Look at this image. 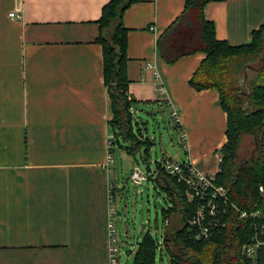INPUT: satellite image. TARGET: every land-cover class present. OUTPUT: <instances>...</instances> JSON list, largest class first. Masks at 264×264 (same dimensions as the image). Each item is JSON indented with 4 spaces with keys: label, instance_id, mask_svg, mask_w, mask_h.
<instances>
[{
    "label": "crops",
    "instance_id": "1",
    "mask_svg": "<svg viewBox=\"0 0 264 264\" xmlns=\"http://www.w3.org/2000/svg\"><path fill=\"white\" fill-rule=\"evenodd\" d=\"M108 1L0 0V264H110L107 212L122 184L103 167L113 115L97 38ZM183 9L140 0L124 11L130 112L176 108L180 162L215 174L227 115L215 89L189 84L205 53L166 63L157 49ZM203 14L217 39L241 45L264 23V0L209 2Z\"/></svg>",
    "mask_w": 264,
    "mask_h": 264
},
{
    "label": "trees",
    "instance_id": "2",
    "mask_svg": "<svg viewBox=\"0 0 264 264\" xmlns=\"http://www.w3.org/2000/svg\"><path fill=\"white\" fill-rule=\"evenodd\" d=\"M140 0H110L102 8L98 20V42L102 46L104 81L107 85L112 110L110 121L114 137L122 135L131 140L130 153L139 152L140 143L148 146L151 141L138 139L132 133L130 108L135 100L128 94L126 74V44L128 29L122 22L124 11ZM223 0H184L181 14L158 36L157 49L160 58L173 63L179 58L201 51V60L189 84L195 90L215 89L219 104L227 115L226 142L220 149L222 161L215 173L216 182L228 188L230 198L242 209L259 207L264 213V62L253 66L242 63L241 58L264 54V23L251 32L250 41L230 45L217 39L214 24L203 14L209 2ZM263 58V56H262ZM237 65V67H236ZM242 67V68H240ZM252 77V81H247ZM114 131H117L115 133ZM119 131V132H118ZM243 134L255 138V152L237 161V151ZM234 152L235 155H231ZM135 154V153H134ZM157 178L163 188L177 198L182 226L164 234L161 246L170 256L171 264H264V249L255 257L240 254V246L251 234L246 223L238 224L228 219L227 226L209 239L195 240L188 230L191 216L183 197V185L166 173L156 163ZM172 208H169V210ZM158 240L147 232L137 243L133 264H155Z\"/></svg>",
    "mask_w": 264,
    "mask_h": 264
},
{
    "label": "rangeland",
    "instance_id": "3",
    "mask_svg": "<svg viewBox=\"0 0 264 264\" xmlns=\"http://www.w3.org/2000/svg\"><path fill=\"white\" fill-rule=\"evenodd\" d=\"M262 56L264 57V54L244 57L241 58V61L247 64V62L255 60L252 64L260 66L264 61ZM252 80L253 78L249 77L247 81ZM131 127L136 138H148L151 144L143 161L139 152H144L148 146L147 143L141 142L139 152H134V154L127 151V147L132 144L131 140H125L122 135L116 137L113 135L114 141L111 146L113 161L111 170L107 171H109L111 179H117L122 184L118 193L114 195L113 206H117L115 214L112 208L120 248V257L117 256V260L120 264H133L137 243L149 232L160 244L156 250L155 264H171L170 256L161 246L162 239L165 233L169 234V232L179 229L183 222L178 211L176 193L173 192L174 195H170L163 188L162 180L156 181V163H159L163 157L178 162L186 159L185 141L181 138L182 133L166 107H161V109L157 106L152 109L150 106L137 107V111L131 112ZM114 132L117 133V131ZM255 148L256 143L253 135H241L237 161L251 156L255 152ZM147 164L151 168L150 179L141 184L133 183L130 180L131 171L137 167L147 172ZM152 172L153 175H151ZM154 174H156V178H154ZM169 208L172 209L169 210ZM128 249L131 252L126 253V250L129 251Z\"/></svg>",
    "mask_w": 264,
    "mask_h": 264
},
{
    "label": "built area",
    "instance_id": "4",
    "mask_svg": "<svg viewBox=\"0 0 264 264\" xmlns=\"http://www.w3.org/2000/svg\"><path fill=\"white\" fill-rule=\"evenodd\" d=\"M13 15V13H10V16ZM160 90L164 92L163 85H161ZM171 116L177 124L179 113L176 108L171 111ZM181 138L185 140L184 133L181 134ZM113 141V135L109 136L106 161L103 165L106 170H110L113 161L111 151ZM221 161L222 157L220 156L219 163ZM159 165L166 173L183 185V197L191 212V216L186 223L192 238L195 240L209 239L225 228L228 219H230L238 224L244 222L251 229L250 236L240 246L239 251L242 256L255 257L259 250L264 249V213L259 207L242 209L230 198L228 188L216 182L215 174L199 171L190 160L178 162L163 157ZM148 176L149 172L136 167L130 173V180L135 184H141L143 181L148 180ZM111 189V186L108 187L109 198L111 197ZM259 190L263 192L264 188L260 185ZM106 229L109 263L118 264L119 247L112 208H109L107 212Z\"/></svg>",
    "mask_w": 264,
    "mask_h": 264
},
{
    "label": "water",
    "instance_id": "5",
    "mask_svg": "<svg viewBox=\"0 0 264 264\" xmlns=\"http://www.w3.org/2000/svg\"><path fill=\"white\" fill-rule=\"evenodd\" d=\"M231 155L233 156V155H235V153L231 152ZM146 171L147 172H151V168H150V166L148 164L146 165Z\"/></svg>",
    "mask_w": 264,
    "mask_h": 264
}]
</instances>
